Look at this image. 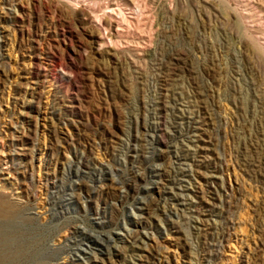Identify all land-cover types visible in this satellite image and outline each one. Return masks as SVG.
<instances>
[{
	"label": "rangeland",
	"instance_id": "rangeland-1",
	"mask_svg": "<svg viewBox=\"0 0 264 264\" xmlns=\"http://www.w3.org/2000/svg\"><path fill=\"white\" fill-rule=\"evenodd\" d=\"M0 264H264V0H0Z\"/></svg>",
	"mask_w": 264,
	"mask_h": 264
},
{
	"label": "bare ground",
	"instance_id": "bare-ground-1",
	"mask_svg": "<svg viewBox=\"0 0 264 264\" xmlns=\"http://www.w3.org/2000/svg\"><path fill=\"white\" fill-rule=\"evenodd\" d=\"M12 206L6 203H0V217H5L12 214ZM0 244H4V240L0 239Z\"/></svg>",
	"mask_w": 264,
	"mask_h": 264
}]
</instances>
